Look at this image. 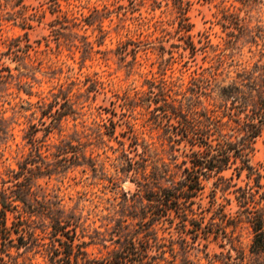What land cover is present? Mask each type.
Masks as SVG:
<instances>
[{"label":"clouds","instance_id":"1","mask_svg":"<svg viewBox=\"0 0 264 264\" xmlns=\"http://www.w3.org/2000/svg\"><path fill=\"white\" fill-rule=\"evenodd\" d=\"M0 264H264V0H0Z\"/></svg>","mask_w":264,"mask_h":264}]
</instances>
